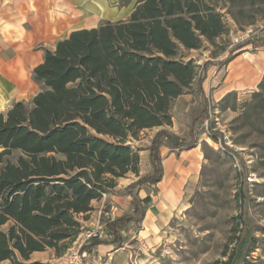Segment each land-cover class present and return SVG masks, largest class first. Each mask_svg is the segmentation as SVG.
Returning a JSON list of instances; mask_svg holds the SVG:
<instances>
[{
  "label": "trees",
  "instance_id": "obj_1",
  "mask_svg": "<svg viewBox=\"0 0 264 264\" xmlns=\"http://www.w3.org/2000/svg\"><path fill=\"white\" fill-rule=\"evenodd\" d=\"M224 32L221 15L204 0H138L126 20L74 31L44 50L33 70L40 91L0 114V226L11 223L0 230V263L27 264L47 249L61 256L79 232L75 216L91 211V201L114 187L115 178L137 175L138 154L125 140L160 128L149 147L151 174L127 187L131 211L106 224L109 240L91 239L81 251L122 247L121 232L137 225L151 202L134 188L161 179L160 148L195 143V124L189 139L162 127L171 125L174 100L196 77L202 94L211 61L186 64L176 59L178 50L197 49ZM246 44L264 48V37ZM241 107L240 118L264 130V78ZM206 114L204 108L195 123ZM255 250L249 247L241 264H254L247 257ZM217 264H232V256Z\"/></svg>",
  "mask_w": 264,
  "mask_h": 264
},
{
  "label": "rangeland",
  "instance_id": "obj_2",
  "mask_svg": "<svg viewBox=\"0 0 264 264\" xmlns=\"http://www.w3.org/2000/svg\"><path fill=\"white\" fill-rule=\"evenodd\" d=\"M137 1L129 0L128 10L134 8ZM204 1L221 15L225 32L211 42L202 39L197 49L179 48L176 59L183 63L196 67L206 61H211V64L206 71L202 94L197 89L196 77L174 100L170 111L171 125L162 127L189 139L190 127L195 124L192 148L174 151L166 146L160 148L161 162L171 154L179 159L180 152L186 155L191 151L184 161H178L184 163L182 174L190 172L181 190V207L150 242L135 234L142 219L137 225L121 232L122 247L103 252L96 250L99 245L92 251L86 250L90 256H103L108 264L116 258L120 264H217L228 260L229 256H232V264H241L249 247L256 250L247 257L248 261L264 264V130L240 118L242 104L251 100L258 87L245 95L232 93L234 96L227 94L222 99L215 92L234 57L264 49L246 44L264 37V0ZM118 2L121 4V0ZM229 56L232 58L228 60ZM225 59L228 61L221 65ZM197 73H200L199 68ZM204 108L207 109V117L195 123ZM159 129H145L136 137L130 136L125 140L124 144L138 154L137 175L128 172L115 178L114 187L106 188L99 199L91 201V211L75 216L80 224L79 232L61 256L76 250L87 233L99 224L105 230V241L111 238L106 224L132 208L127 187L152 172L149 147ZM208 131L216 136L215 140ZM104 139L113 141L109 137ZM191 160L195 164L189 170ZM158 183L138 185L134 194L139 199L149 197L152 200V196L155 197L160 190ZM112 207L117 209L113 218L106 216ZM10 225L8 222L0 226V230L6 231ZM46 251H50L52 256L43 261L37 259L33 264H54L61 257H56L52 249Z\"/></svg>",
  "mask_w": 264,
  "mask_h": 264
},
{
  "label": "crops",
  "instance_id": "obj_3",
  "mask_svg": "<svg viewBox=\"0 0 264 264\" xmlns=\"http://www.w3.org/2000/svg\"><path fill=\"white\" fill-rule=\"evenodd\" d=\"M118 1L0 0V114L16 102L31 100L39 92L33 70L43 63V49L54 50L60 40L74 31L94 29L105 21L126 20L133 8L128 10L129 5L121 6ZM263 78L264 49L247 52L228 63L223 82L215 92L219 99L230 93L245 95L256 90ZM184 153H179V159L171 154L161 162L162 176L158 183L161 187L152 196L140 229L135 233L138 238L152 241L180 209L181 190L190 175V172L182 174L184 163L181 162L191 151ZM194 164L189 161V170ZM110 249L112 245H101L96 250ZM51 256L50 251L34 252L26 263L33 264L37 259L43 261ZM111 264H120V261L116 258Z\"/></svg>",
  "mask_w": 264,
  "mask_h": 264
},
{
  "label": "built area",
  "instance_id": "obj_4",
  "mask_svg": "<svg viewBox=\"0 0 264 264\" xmlns=\"http://www.w3.org/2000/svg\"><path fill=\"white\" fill-rule=\"evenodd\" d=\"M117 209L112 207L106 216L113 218ZM107 238L104 228L99 224L96 228L87 233L84 241L76 250H72L64 254L55 260L54 264H108V260H105L103 256H90L86 250L81 251V246L89 239H96L99 241H105Z\"/></svg>",
  "mask_w": 264,
  "mask_h": 264
}]
</instances>
